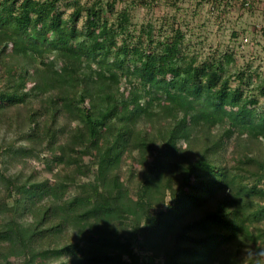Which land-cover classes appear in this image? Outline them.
<instances>
[{
	"label": "trees",
	"instance_id": "16d2710c",
	"mask_svg": "<svg viewBox=\"0 0 264 264\" xmlns=\"http://www.w3.org/2000/svg\"><path fill=\"white\" fill-rule=\"evenodd\" d=\"M98 3H77L63 19L55 0H0V82L7 83L0 87V121L10 129L8 107L38 103L26 116V139L34 150L56 140L59 117L74 122L58 146L59 158L74 153L100 158L98 178L108 188L101 194L94 186L67 199L59 185L29 184L22 199L27 222L0 219V263L24 258L30 264L35 254L50 250L74 264H139V255L126 248L133 238L143 236L147 250L161 255L173 232L172 252H164L159 264H244L245 240H260L264 252V230L251 229L264 216L258 205L264 201V111L257 98L230 86L246 76L251 84L254 76L232 69V52L196 65L179 32L157 48L125 39L118 44L130 26L129 11L110 21ZM113 7L111 0L107 12ZM260 88L264 93V83ZM131 145L143 157L154 152L153 176L135 202L126 200L117 175L105 176ZM180 182H190V189L176 190ZM166 192L167 210L150 216ZM139 212L146 215L142 226L122 229L113 222ZM89 218L102 243L78 254L63 240L69 226ZM124 255L129 258L121 262ZM260 263L255 258L246 264Z\"/></svg>",
	"mask_w": 264,
	"mask_h": 264
},
{
	"label": "rangeland",
	"instance_id": "374dc122",
	"mask_svg": "<svg viewBox=\"0 0 264 264\" xmlns=\"http://www.w3.org/2000/svg\"><path fill=\"white\" fill-rule=\"evenodd\" d=\"M97 1L98 7L102 8V14L110 15V21L114 20L119 11L123 9L129 11L131 17L129 29L128 32L118 36V44L125 39L130 44L139 41L143 47L157 48L159 42L179 32L186 54L195 58L196 65H201L208 59H220L223 53L232 52L234 54L232 69L242 70L254 78L251 84L248 83L247 76L243 83L232 79L230 86L232 88L239 86L244 96L257 98L258 109L264 111V93L260 88V84L264 83V26L261 29L256 27L260 23L258 10H242L237 0H214L213 3L211 0H113V11L109 12L106 8L111 0H55V5L61 17L68 19L77 3L89 7ZM85 14L86 11L83 10L81 17L75 23L78 28L83 26ZM149 29H151L150 33ZM35 62L38 64L39 61ZM6 85L5 80L0 82V87ZM31 87V84H27L25 89L30 90ZM30 99L34 101V97ZM38 106V103H35V108L34 105L26 103L8 107L6 111L12 120L10 129H7L5 119L0 121V173L7 180L12 181L8 184L5 182L6 179L0 180V219L11 221L15 225L28 220L23 213L22 199L29 184L48 182L50 185H59L65 189L67 199L92 192L94 186L99 193H108V188L104 186L105 181L103 178H98L100 158L90 153H74L69 159L67 156L59 158L61 154L58 152V146L64 143L67 136L75 129L74 122L59 117L56 125L59 133L56 140L51 143L43 142L41 149L38 150L29 147L26 137L30 133L28 129L30 123L26 116L30 111H37ZM93 106L95 107L96 103ZM260 144L257 142L256 146H261ZM228 150L230 151V148ZM153 156L154 152L143 157L131 145L115 161L113 168L108 170L105 175L106 180L112 175H117L122 190L127 194L126 200L137 201L139 194L147 189L148 182L153 176L150 171ZM232 162L228 159L225 163L231 166ZM190 182L184 185L180 182L175 185V189L187 191L191 187ZM248 182L252 183L250 179ZM260 182L262 183V180ZM156 202L159 205L151 207L148 211L150 216H155L161 210H167L171 202L170 193L166 192L164 198ZM258 205L260 209L263 208L261 213H264V201H260ZM139 214L126 215L129 219L124 220L115 218L113 222L122 229L139 227L146 218L144 212ZM94 223L93 218H89L76 226H69L70 234L63 243H69L78 254L87 248L88 244L101 245L103 238L98 235L96 228L93 230ZM251 229L264 230V216L253 223ZM83 231H88L89 236L85 237ZM176 235V232L169 234L167 247L161 255L156 251H148L141 235L133 238L132 245L126 248H131L139 255V264H159L163 261L164 252H172ZM261 245L260 240L257 243L245 240L242 263L246 264L258 258L260 264H263L264 252L260 253L259 249ZM128 258L129 255H124L121 262H126ZM23 259L9 258L6 263L0 264H24ZM30 264H74V262L70 257L56 258L50 250H47L42 254H35Z\"/></svg>",
	"mask_w": 264,
	"mask_h": 264
},
{
	"label": "built area",
	"instance_id": "2783aa9c",
	"mask_svg": "<svg viewBox=\"0 0 264 264\" xmlns=\"http://www.w3.org/2000/svg\"><path fill=\"white\" fill-rule=\"evenodd\" d=\"M222 1V0H215ZM224 1V0H223ZM231 1V0H225ZM240 4V8L242 10H258L260 13V23L256 25L258 29H261L264 26V0H237ZM214 0H211L213 3Z\"/></svg>",
	"mask_w": 264,
	"mask_h": 264
}]
</instances>
